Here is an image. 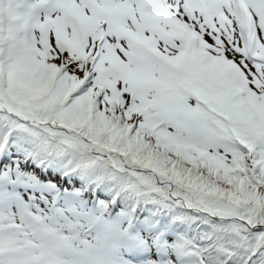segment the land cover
Here are the masks:
<instances>
[{
    "label": "snow or ice",
    "instance_id": "obj_1",
    "mask_svg": "<svg viewBox=\"0 0 264 264\" xmlns=\"http://www.w3.org/2000/svg\"><path fill=\"white\" fill-rule=\"evenodd\" d=\"M0 264H264V0H0Z\"/></svg>",
    "mask_w": 264,
    "mask_h": 264
}]
</instances>
